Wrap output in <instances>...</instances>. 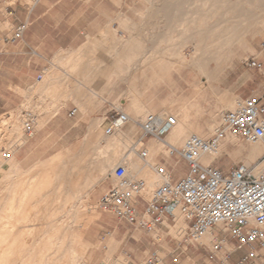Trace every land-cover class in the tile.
Segmentation results:
<instances>
[{
  "label": "rangeland",
  "instance_id": "1",
  "mask_svg": "<svg viewBox=\"0 0 264 264\" xmlns=\"http://www.w3.org/2000/svg\"><path fill=\"white\" fill-rule=\"evenodd\" d=\"M165 1L93 0L91 4L86 3L84 24L105 26L83 52L88 54L91 49L88 57L95 60L92 73L94 77L101 72L105 75L103 81L112 92L110 102L115 110L125 112L135 121L159 115L185 122V104L190 111L186 126L196 135L209 139L216 132L211 133L208 127L214 124L216 131L221 129L222 114L233 110L238 99H257L264 95V62L259 59L264 51V0H175L177 14L169 20L157 15L159 9L165 8ZM207 15L210 18L207 19ZM192 17L199 19L196 23H186ZM184 25L221 26L231 28L235 34L233 45L220 58L212 59L205 55L207 53L201 56L205 69L213 72L209 84L205 82L207 76L191 64L198 45L185 41ZM95 51L98 54H94ZM105 55L111 56L108 63L104 62ZM181 57L186 59L185 64ZM162 58L167 59L161 61ZM251 59L262 63L263 69L251 68ZM82 65L84 63L80 62L77 68ZM38 87L32 89L21 111L0 119V162H5L4 166L0 163V190L8 189L10 183L30 189L28 200H20V190H16L10 208L0 205V232L12 230V236L0 238V246L4 247L0 248V264H76V252L86 264H139L154 251H159L166 260L179 256L181 264H222L227 257L226 264H238L241 254L232 252L233 241L222 233V227L216 229V234L222 233L221 238H226L228 245L218 252L221 254L218 257L212 250L211 238H204L208 246L190 244L186 241L188 227L174 229L178 222L186 223L179 211L175 212L174 223L167 222L149 234L100 210L101 197L117 182L114 178L117 166L123 165L128 178L133 180L137 172L135 165H141L138 154L134 153L139 144L132 138L124 139L123 130L115 135L118 130H110L111 122L97 133V126L76 127L71 120L53 135L35 133L28 160L6 158L29 139V134H25L26 123L36 121L43 113L51 116L57 112V109L42 108L41 101L36 100ZM130 91L138 95L148 109L140 117L132 112ZM56 95L58 93L53 91L46 94V98L55 99ZM228 100L233 101V107H226ZM22 111L27 115L23 117ZM228 137L231 140H223L225 147L221 146V156L214 161L215 166L226 172L238 164H246L248 153L242 148L250 145L231 134ZM184 142L185 139L179 146ZM259 145L263 152L251 163L254 168L264 162V143ZM74 160L79 166L85 164L90 179L86 191L77 197L62 199L55 196L56 189L50 182L69 180L67 177L59 180L60 177L52 174L67 161ZM12 170L16 173H9ZM40 171L39 175L35 174ZM76 177L79 180V176ZM138 179L148 183L145 178ZM44 184V194L39 195L42 190L37 187ZM72 186L80 187L81 181ZM150 193L145 191L144 195ZM64 201L66 205H62Z\"/></svg>",
  "mask_w": 264,
  "mask_h": 264
},
{
  "label": "crops",
  "instance_id": "2",
  "mask_svg": "<svg viewBox=\"0 0 264 264\" xmlns=\"http://www.w3.org/2000/svg\"><path fill=\"white\" fill-rule=\"evenodd\" d=\"M92 2L93 0H42L36 6L29 8L22 1L0 0V119L2 117L9 118L10 115L21 111L32 89L37 86L40 87L37 88L36 100L41 101L42 108L45 110L57 109V112L51 116H48V113H43L37 117L36 121H30L31 135L29 139L21 144L13 155L9 154L6 158L13 156L17 161L28 160L30 142L35 133L37 136L42 133L53 135L57 129L71 120L75 122L76 127L97 126L96 132L99 133L101 128L115 117V108L110 102V93L112 92L108 87V83L103 81L105 75L101 72L94 77L92 70L95 67V60L94 58L89 59V53L92 51L91 49L88 50V54L83 52L89 42L96 39L105 26L84 24L86 13L84 7L86 3L91 4ZM24 23L28 27L22 38L17 41H10L15 29ZM6 40H9V42L6 43ZM121 43L125 45V42ZM102 45L100 43L101 50ZM94 54H98V51H95ZM110 58V55H105L104 62L108 63ZM166 59L162 58L161 61ZM259 59L264 62V51L259 55ZM55 62L64 63V65L62 67L54 64ZM71 62L74 64L73 68L70 66ZM80 62H83L84 65L77 68ZM62 80L64 81L56 83ZM211 81L205 79L208 84ZM73 83L78 85H73ZM53 91L58 93L56 98H46V94H51ZM198 93H200V90L197 91ZM129 94L133 100L132 112L140 117L148 109L133 91H130ZM231 104L234 105L233 101L228 100L226 107H230ZM74 110L76 111L75 114L71 115L70 113ZM184 113L185 122L177 119L176 126L183 129V133L178 138L175 137V143L172 144L175 147L177 145V148H180L179 144L184 139V128L187 136L190 134L196 135L193 129L186 126L190 111L185 104ZM22 115L23 117L26 116L27 112L22 111ZM161 117L166 119V116ZM173 128L165 135L166 141H168ZM208 128L211 133L216 132L214 124ZM123 132L125 133L124 139L127 137L132 138L136 145H143V148L136 147L137 150L134 153L138 154L140 149L147 150L151 165L164 167L173 182H178L187 175L188 167L186 163L179 157L168 156L167 147L164 143L153 138H144L138 125L131 123L123 129ZM25 134L28 135L27 132ZM225 140L229 142L231 139L227 137ZM221 146L225 147L223 141ZM202 157L207 158V162ZM202 157L200 160L206 165L215 161V158L210 155ZM140 162L139 167L135 165L137 172L135 174L136 178L133 180L138 181V178H145L148 181L147 187L150 185L156 186L161 178L154 173L153 169L148 166L149 164L144 166L141 159ZM0 163L1 166L5 165V162ZM262 165L263 163L260 164L261 167ZM100 171L102 172L103 169H100ZM9 173L16 172L12 170ZM40 173L41 171L35 174L39 175ZM52 175L53 177H60L59 180H63L65 177L69 180L65 183L50 182L56 189L55 196L62 197V199L69 196L74 198L80 192L86 191L90 179L85 164L79 166L75 160L67 161L61 169ZM76 176H79V180H76ZM76 181H81L80 187L72 186ZM10 184L8 189L0 190V205L8 208L14 204L13 196L16 194V190H20V200H28L30 190L24 186L19 188L16 184ZM44 187L45 184L43 187H37L38 190H42L39 195L44 194ZM2 198L5 199L4 202L1 201ZM147 200L148 196L146 195L136 200L140 212L144 210ZM21 204L29 205L34 204V202H21ZM62 205H66V201ZM175 220L172 221L168 218L165 223H174ZM187 227L186 223L178 222L174 229L185 230ZM11 232L10 229L0 232V238L12 236ZM217 232L214 229L212 233L216 238H221V234L217 235ZM0 248L4 247L0 246ZM136 261H139V259H136ZM165 264L173 263L168 258Z\"/></svg>",
  "mask_w": 264,
  "mask_h": 264
},
{
  "label": "built area",
  "instance_id": "3",
  "mask_svg": "<svg viewBox=\"0 0 264 264\" xmlns=\"http://www.w3.org/2000/svg\"><path fill=\"white\" fill-rule=\"evenodd\" d=\"M32 8L42 0H18ZM28 25H19L10 41L20 40ZM9 42V40H6ZM249 66L259 71L263 64L251 59ZM75 110L70 114L74 115ZM111 120V131L123 130L127 125H138L144 138H153L163 142L170 157H179L188 167L187 175L173 182L170 174L162 166L151 165L148 151L140 149L138 155L144 166L149 164L154 173L161 178V183L148 195L142 212L136 200L145 194L147 184L131 180L123 165L117 166L114 173L116 184L99 201L103 213L111 214L121 222L146 233H154L165 220L176 219L179 211L188 225L186 241L190 244L200 242L214 229L222 227L233 241L234 253L241 254L238 264H258L264 262V162L262 168L238 164L226 172L211 164H204L203 155L221 156L222 141L228 134L255 145L264 143V95L260 98H241L236 101L233 110L222 114V128L209 139L198 135L188 137L182 147L177 148L165 140L177 124L175 117L162 119L150 115L145 120H132L128 114L115 110ZM25 130L31 135V123H26ZM140 148L143 145L140 144ZM6 156V155H5ZM221 233V234H222ZM226 238H215L212 243L214 252L226 249ZM222 261V264L227 263ZM166 258L159 251L149 254L139 264H165ZM173 264H180L179 256H172Z\"/></svg>",
  "mask_w": 264,
  "mask_h": 264
},
{
  "label": "bare ground",
  "instance_id": "4",
  "mask_svg": "<svg viewBox=\"0 0 264 264\" xmlns=\"http://www.w3.org/2000/svg\"><path fill=\"white\" fill-rule=\"evenodd\" d=\"M238 3H240V1H238ZM213 5H215V4H213ZM176 8H178V7H177V3L175 2V0H166L165 1V8L164 9H159L157 11V15L161 16L162 18H164V20L165 19L169 20L171 17H173L174 15L177 14L176 13ZM177 17H179V16H177ZM206 18L207 19L210 18V15L209 16L207 15ZM198 19L199 18H197V17H192L189 20H186V23H187V21H189L190 23H196ZM172 21H174V23H175V20H172ZM179 21L180 20H178V22ZM184 36L186 38L185 39L186 42L192 41V42L197 43V45H198V48L196 49V55L191 57V64L194 67L198 68L202 73H204L207 76V80L208 81H211L212 80V76H213V72L207 71L205 69V66H206L205 63H204L205 61H204V59H202L201 56H203L205 53H207L205 55H208V57H210L212 59L220 58L221 54H223L227 50H229L231 44L234 41L235 34L233 33V31H231V28H227L226 29V28H222L221 26H217V28H214L212 26L203 28L202 25H184ZM206 41H207V43H206ZM173 54H176L175 50H173ZM181 59H182V61L185 64L186 63V59L182 58V57H181ZM73 65L74 64L71 62L70 63L71 68H73ZM63 81L64 80H62L60 82H56V83L58 84V83H61ZM233 106H234L233 104L230 105V107H233ZM120 133L121 132L118 130L115 133V135H119ZM182 133H183V129L182 128L174 126L173 131L171 132V135L168 137L167 143H169L171 145L174 144L175 143V140H174L175 137L178 138L179 135H181ZM186 137H187V132H186V130L184 128V139L185 140H186ZM227 137H228V135H227ZM204 139H206V138H204ZM242 149L248 153V156L246 158V165L247 166H250L251 163L253 161H255L259 156H261V154L263 152L262 148L259 145V143L255 144V145H247V146L243 145ZM202 158H204L205 162H207V158H205V157H202ZM213 158H215V157L213 156ZM261 168L262 167L260 165L257 166L256 167V171H259ZM154 188H155L154 185H150V186L147 187V189L145 191L151 192ZM208 237L211 238L213 241L215 239V235H213V233H209V234H207L205 236L206 239ZM206 239H203L200 242V244L208 246V241ZM215 253L217 254L218 257H221L220 253H218V252H215ZM74 258H75L76 264H86L84 258L79 255V252L75 253ZM58 261H59V259L56 260L55 263H57ZM73 263H74V260H73Z\"/></svg>",
  "mask_w": 264,
  "mask_h": 264
}]
</instances>
